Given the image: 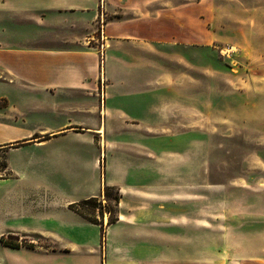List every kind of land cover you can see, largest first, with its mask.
<instances>
[{"label": "rangeland", "instance_id": "374dc122", "mask_svg": "<svg viewBox=\"0 0 264 264\" xmlns=\"http://www.w3.org/2000/svg\"><path fill=\"white\" fill-rule=\"evenodd\" d=\"M203 10V24L199 17L193 21L190 45L145 42L144 74L173 77L145 76L133 86L126 81V93L120 87L122 97L116 96L112 107L143 116V123H120L114 128L115 121L102 117L106 138L120 142L106 150L109 167L105 175L107 180L114 173L123 181L122 191L110 184L119 189L117 215L127 210L160 218V264L176 263L171 248L179 244L173 240L179 235L192 238L186 260H181L185 264H238V260L248 264L249 256L264 253V23L253 19L264 15V0H203ZM236 12L245 17L235 18L233 24ZM29 19L0 15V45L31 42L37 31ZM0 81L6 79L0 75ZM13 85L0 82V93L17 102L26 117L24 124L18 120L12 125L38 130L36 125L41 123L61 121V116L38 108L40 93L26 94ZM8 107L7 99L0 96L1 121L13 119V114L21 118ZM26 138L0 142V206L6 202L8 189L16 205L63 201L95 191L100 175L90 161L98 148L88 150L71 133L43 144H15ZM126 139L135 142V157L128 160L115 153ZM101 176L103 180V167ZM102 186L90 196L99 200L95 214L101 207L106 225L109 214ZM131 187L140 190L132 193ZM4 211L0 208V218ZM178 216L193 218L185 224L191 229H169L184 226L172 223ZM22 239L32 246L44 243L35 234Z\"/></svg>", "mask_w": 264, "mask_h": 264}, {"label": "crops", "instance_id": "0c3cea01", "mask_svg": "<svg viewBox=\"0 0 264 264\" xmlns=\"http://www.w3.org/2000/svg\"><path fill=\"white\" fill-rule=\"evenodd\" d=\"M236 5L233 2V6ZM203 11V0H0V15L29 17L37 31L30 38L31 42L23 46L0 45V75L6 79L0 82L20 84L13 86L26 94L40 93L38 108L62 117L59 122L36 125L40 127L38 130L17 127L11 122L21 120L18 123L24 124L22 118L26 115L17 102L6 93H0L7 99L8 108L12 107L21 115L18 118L13 114V119L2 118V121L0 115V142L12 143L28 137L15 144H43L56 135L71 133L86 144L88 150L91 148L94 152L98 148V154L91 153L90 164L100 175L95 191L63 201L51 199L16 205L12 200L14 194L8 189L6 202L0 206L5 209L4 217L0 218V236L13 233L22 238L35 234L44 243L19 248L0 243V264H160L158 216L126 210L115 222L104 225L101 233L98 224L85 220L68 205L98 194L104 182L116 184L122 191L123 181L114 173L106 180L105 172L109 167L106 150L120 142L106 138L107 125L102 126V117L115 121L114 128L120 127V123L123 126L143 123V116L139 118L118 106L113 108L111 101L116 96L122 97L121 86L126 93L128 83L136 85L145 76L173 77V74H144V44L190 45L193 21L199 17L203 24ZM240 17L245 15L236 12L232 23ZM253 19L264 23V15ZM96 31L97 34H93ZM200 38L203 39V34ZM91 40L95 42L92 44ZM115 83L120 86L114 87ZM0 114L4 115L3 111ZM100 128L102 132H97ZM61 130L64 132L52 135ZM37 133L42 134L33 136ZM123 143L115 153L121 159L134 158L135 142L126 139ZM132 163L135 165L134 161ZM126 165L125 162V171L128 170ZM120 172L123 173V167ZM139 190L131 187L130 192ZM119 204L122 211L121 202ZM63 210L66 214L61 213ZM177 218L172 223H184V226L172 225L169 229H191L185 224L191 223L193 218ZM173 240L179 243L171 248L177 260L173 264H185L181 260H186L185 251L192 238L179 235ZM260 254L249 256L247 263L264 264V253ZM201 258L203 260V254ZM237 263L241 264V260Z\"/></svg>", "mask_w": 264, "mask_h": 264}, {"label": "trees", "instance_id": "16d2710c", "mask_svg": "<svg viewBox=\"0 0 264 264\" xmlns=\"http://www.w3.org/2000/svg\"><path fill=\"white\" fill-rule=\"evenodd\" d=\"M5 166V164H4ZM102 195L105 198L106 210L108 211L107 225L113 223L117 220L118 215L117 206L120 198L119 189L110 184H104L101 189ZM99 200L96 196H89L78 201H74L68 205V208L84 218L85 220L98 224L100 226L101 233L104 231V224L102 221L103 213L101 207H99V214H95V209L97 208V203ZM115 213V214H114ZM19 237L17 234L7 233L0 236V243L2 245L19 248L21 246L32 247L30 244Z\"/></svg>", "mask_w": 264, "mask_h": 264}, {"label": "bare ground", "instance_id": "6f19581e", "mask_svg": "<svg viewBox=\"0 0 264 264\" xmlns=\"http://www.w3.org/2000/svg\"><path fill=\"white\" fill-rule=\"evenodd\" d=\"M97 132H102V129L100 128Z\"/></svg>", "mask_w": 264, "mask_h": 264}, {"label": "water", "instance_id": "95a60500", "mask_svg": "<svg viewBox=\"0 0 264 264\" xmlns=\"http://www.w3.org/2000/svg\"><path fill=\"white\" fill-rule=\"evenodd\" d=\"M10 145H13V144H10Z\"/></svg>", "mask_w": 264, "mask_h": 264}]
</instances>
